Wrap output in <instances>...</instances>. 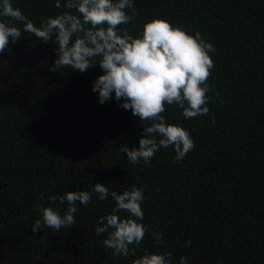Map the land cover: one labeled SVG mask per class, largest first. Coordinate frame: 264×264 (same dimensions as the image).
<instances>
[{
  "label": "trees",
  "instance_id": "obj_1",
  "mask_svg": "<svg viewBox=\"0 0 264 264\" xmlns=\"http://www.w3.org/2000/svg\"><path fill=\"white\" fill-rule=\"evenodd\" d=\"M13 4L37 26L64 11L54 0ZM135 8L136 20L120 25L134 36L163 18L215 48L210 113L185 120L176 105L162 113L190 131L195 148L182 163L170 146L133 165L120 148L138 147L144 125L114 94L98 102L92 85L101 67L50 71L58 45L24 33L0 56V264H133L145 251H170L173 264L181 256L189 264H264V0H135ZM135 182L145 189L143 223L152 233L135 256L114 259L102 245L107 233L96 235L98 218L114 207L110 197L81 206L72 228L32 231L38 207H61L52 195L94 183L122 193Z\"/></svg>",
  "mask_w": 264,
  "mask_h": 264
},
{
  "label": "clouds",
  "instance_id": "obj_2",
  "mask_svg": "<svg viewBox=\"0 0 264 264\" xmlns=\"http://www.w3.org/2000/svg\"><path fill=\"white\" fill-rule=\"evenodd\" d=\"M54 6L64 11L37 26L14 7L13 0H0V56L11 44L19 42L24 33H30L44 43L52 41L58 45L50 71L71 68L86 72L98 64L103 74L92 85L98 102L101 105L110 102L114 94L118 106L131 110L144 125L139 146L129 148L125 144L120 152L126 153L133 165L141 161L148 165L161 148L171 146L174 160L182 163L195 148V141L189 130L168 123L162 113L166 112V105H176L185 120L210 113L207 93L211 85L207 81L214 68L210 55L215 53L213 44L199 31L192 35L163 18L147 21L142 31L134 36L120 25L136 20L139 13L135 0H54ZM5 18L15 20L20 27L8 23ZM32 46L35 47V42ZM211 122L216 123L214 117ZM94 196L99 201L110 197L114 203L111 213L99 217L96 225L97 236L107 233L103 247L112 250L114 259L135 256L146 234H152L143 223L145 189L138 187L136 182L122 193L103 183H94L90 190L52 195L50 201L53 204L58 201L61 207H38L42 220L34 221L33 233L45 227L58 232L62 228H72L76 224L75 214L81 206L92 203ZM44 198L41 193L40 199ZM65 201L67 207H62ZM121 211H126L127 217H121ZM154 236L157 245L166 244L162 232L157 231ZM186 243L190 246L191 240ZM172 257L170 251H145L133 260V264H173ZM179 264H189L188 257L181 256Z\"/></svg>",
  "mask_w": 264,
  "mask_h": 264
}]
</instances>
